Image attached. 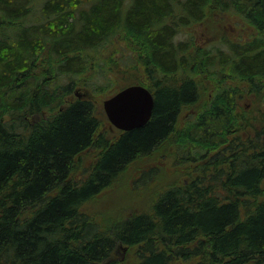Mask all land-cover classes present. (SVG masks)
<instances>
[{"label":"trees","instance_id":"16d2710c","mask_svg":"<svg viewBox=\"0 0 264 264\" xmlns=\"http://www.w3.org/2000/svg\"><path fill=\"white\" fill-rule=\"evenodd\" d=\"M222 16L251 33L183 39ZM117 83L154 106L108 139L95 103L68 98ZM167 147L189 173L146 211L88 210ZM120 247L128 264H264V0H0V264H127Z\"/></svg>","mask_w":264,"mask_h":264},{"label":"rangeland","instance_id":"374dc122","mask_svg":"<svg viewBox=\"0 0 264 264\" xmlns=\"http://www.w3.org/2000/svg\"><path fill=\"white\" fill-rule=\"evenodd\" d=\"M242 28L244 31H242ZM251 33L250 29H245L235 16H224L216 18L215 22L206 21L195 28H190L183 39L189 38L193 48L204 47L209 43L218 42L222 38H234L237 34L247 37ZM140 76V75H139ZM204 77V75H201ZM122 83H117L112 87L105 88L100 94H92L86 88H78L69 98L68 101L75 99L92 100L98 112L101 115L102 127L99 135L108 139L116 138L120 132L113 127L107 120L103 111L102 103L115 93ZM174 148H163L162 152L156 153L153 157H142L133 165L127 168L121 175L114 186L104 194L95 199L92 204L88 205V210L103 220L108 218H122L130 215L132 212L146 211L153 199L158 193L169 187L175 180H184L189 173L188 166L185 163H178L177 159H172ZM169 153V155L166 154ZM162 153V154H161ZM97 150L95 147L87 150L79 156L74 164V178H83L86 175L85 169L89 168L96 161ZM155 170V172L144 178V183L138 181L140 175L145 171ZM87 208V207H86ZM129 248H118L114 257L119 262L131 261Z\"/></svg>","mask_w":264,"mask_h":264},{"label":"water","instance_id":"95a60500","mask_svg":"<svg viewBox=\"0 0 264 264\" xmlns=\"http://www.w3.org/2000/svg\"><path fill=\"white\" fill-rule=\"evenodd\" d=\"M153 106V94L138 84L120 89L102 103L109 123L122 132L143 127L151 118Z\"/></svg>","mask_w":264,"mask_h":264}]
</instances>
